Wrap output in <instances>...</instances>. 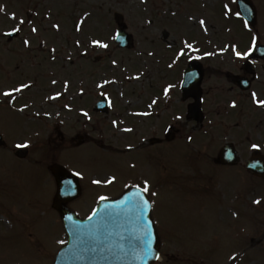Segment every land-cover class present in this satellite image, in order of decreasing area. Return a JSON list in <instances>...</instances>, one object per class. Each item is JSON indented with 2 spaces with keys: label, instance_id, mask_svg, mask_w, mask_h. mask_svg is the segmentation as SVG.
<instances>
[{
  "label": "rangeland",
  "instance_id": "obj_1",
  "mask_svg": "<svg viewBox=\"0 0 264 264\" xmlns=\"http://www.w3.org/2000/svg\"><path fill=\"white\" fill-rule=\"evenodd\" d=\"M251 2L257 12L254 35L257 43L264 45V0ZM156 7L158 10H154ZM1 9L5 13L0 14V30L23 21L19 23L24 33L23 38L6 47L0 40V63L3 54L12 62L7 69L11 73L20 60L14 61L25 58V79L39 71L53 72L56 78L50 80L43 73L37 85H31L27 95L34 98V104L22 113L34 117L37 126L45 124L44 135H32L29 123L0 110V135L6 142L0 148V264H51L54 260L63 231L57 215L49 210L54 184L47 168L58 158L69 172L83 173V179L78 178L82 197L70 206L80 217L90 213L99 195H119L126 185H132L135 176L139 182H151V191L158 193V197H151L157 201L153 220L157 231L163 233L159 249L163 260L156 264H264V185L240 171L244 160L234 171L204 163L207 179L204 177L202 183L196 177H202L197 170H188L191 166L200 169L203 164L192 160L195 148L208 158L224 141L220 129L204 136L195 131L189 145L183 144L185 152L182 141H176L180 145L156 144L159 147L153 151L154 146L147 141L162 139L168 112L164 121H159L163 108L153 116H139L140 111L152 113L151 107L145 106L151 98L163 100L160 93L162 87L167 88L170 74L167 63L175 51L169 46L180 47L183 38L226 41L227 32L218 27L208 31L210 37L204 35L195 18H204L210 27L220 24L217 20L228 24L233 41L241 48L247 47L249 31L233 19L232 0H0ZM170 10L176 13L173 22L168 16ZM114 12L123 15L127 31L133 36L134 46L129 51H119L113 43ZM223 12L228 13L226 22ZM53 24H58L59 30ZM33 27L36 33L31 31ZM164 30L168 33L167 43L162 42ZM25 39L30 42L26 49L20 45ZM92 40L106 43L108 48L93 47ZM97 57L100 60L95 63ZM6 80V85L17 83L13 76ZM53 80L58 85L51 88ZM101 94L110 99L111 114L107 117L87 110ZM57 121L65 141L56 137ZM233 141L239 144L235 137ZM205 142L216 145L206 148ZM19 143L29 144L23 161L13 157ZM128 147L136 150L127 151ZM112 176L116 177L112 184L91 183L94 178ZM160 181L162 189L158 187ZM251 189L254 192H249ZM256 200L261 203H254ZM231 209L236 210L238 218Z\"/></svg>",
  "mask_w": 264,
  "mask_h": 264
},
{
  "label": "flooded vegetation",
  "instance_id": "obj_2",
  "mask_svg": "<svg viewBox=\"0 0 264 264\" xmlns=\"http://www.w3.org/2000/svg\"><path fill=\"white\" fill-rule=\"evenodd\" d=\"M8 32L0 31V40H4L5 47L19 40L8 36L6 38ZM20 45L21 47L24 45L23 40ZM19 47L17 49L21 52ZM24 48L27 47L24 46ZM25 53L26 50L22 54ZM12 54L15 55L13 52ZM16 61L19 62L10 73L7 69L11 68L12 62L1 60L0 75L6 79L13 76L18 81L24 80V75L27 77L28 73L25 71L27 67L25 58L22 60L17 58L14 62L16 63ZM191 63L197 64L202 78L196 86L187 88L184 91L181 89L180 80H182L185 69ZM252 64H255L256 67ZM217 66L225 68L223 70ZM39 72H35V74L38 76L44 73ZM170 76L172 82L169 93L171 103L169 107L172 110H170L167 119L169 125L167 141L173 142L172 144H175V141H182V147L185 150L186 146L183 144L189 145L190 129H193L192 133L200 131L201 136L206 135L208 131H211L213 135V132L220 129L221 139L233 136L236 139L245 138L247 148L241 149L238 145L236 148L240 158L248 157L249 159L252 155H257L264 161V107H257L251 99V94L255 92L258 100H264V58L255 59L248 56L247 59L239 61L234 60L231 56L217 54L216 50L212 48H209L206 52L202 46L198 48L190 47L183 55L175 58L170 66ZM242 80L248 81L246 91H242L240 84ZM233 103L236 107H232ZM92 106L94 107V105ZM223 115L231 119L222 120ZM177 116L181 119H175ZM178 123L181 124L180 128L176 127ZM55 131L58 136V121L55 125ZM213 142L208 146L214 145ZM226 144L224 143L222 146L224 147ZM253 144L259 145V149H253L251 147ZM222 146L218 149L215 148L214 152L210 154L208 159L211 164H220L216 157L223 148ZM196 153L198 159L201 158L200 156L203 159L207 158L205 152L197 150Z\"/></svg>",
  "mask_w": 264,
  "mask_h": 264
},
{
  "label": "snow or ice",
  "instance_id": "obj_3",
  "mask_svg": "<svg viewBox=\"0 0 264 264\" xmlns=\"http://www.w3.org/2000/svg\"><path fill=\"white\" fill-rule=\"evenodd\" d=\"M144 2V0H142ZM234 2H239V0H234ZM225 10H228V5L224 6ZM248 9L246 7L241 8L240 11H237L235 15L237 18H243L247 13ZM20 23H23L21 21ZM83 23V21H81ZM200 25L203 26L205 24V21L201 19L199 21ZM53 28L59 30L58 24H53ZM244 27L248 28L249 23L247 20L244 21ZM77 31H80V25H77L76 28ZM14 31H19V29H14ZM33 33L37 32V29L33 27L31 29ZM118 39V37H115ZM29 40L25 39L23 41V44L25 47H28ZM79 43V42H77ZM91 44L93 47H100L107 49L108 44L102 43L98 40H92ZM257 44V36L252 37V45L248 49L247 52L241 53L240 51H237L235 46L233 47V52L235 53V56L238 60H244L247 59V57L252 53L253 49L256 47ZM190 48L191 45H188ZM55 51V49H53ZM184 53L181 52L179 55H183ZM113 64H115V61H113ZM138 78V77H137ZM53 84L56 83L55 80L52 81ZM103 85H98V87H102ZM29 84H22L20 87L15 88L13 91L16 93L21 92L23 89L29 88ZM65 87H67V82H65ZM165 94L167 95L168 89L166 88ZM4 97L11 98L13 95L12 91H4L3 93ZM54 98V97H50ZM251 99L254 104H256L257 107H264V100H258L257 94L253 92L251 94ZM156 101H153V104H155ZM232 107H236L235 103L232 104ZM23 111V109H20ZM175 119L179 120L181 117L177 116ZM125 131H131V129H125ZM17 148H28V143H19L16 145ZM253 149H259V145L253 144L251 146ZM250 168H258L261 166L260 161H253L248 165ZM73 177L83 179V173L80 171H71L69 175L63 180L62 189H61V195L64 197H74L77 194L78 191V184L74 181ZM116 177H105L104 179H98L94 178L91 180V183L93 185H104V184H112L115 182ZM127 187V185H126ZM132 187H135V191H131L122 201L119 202L117 205H111L107 204L102 210H99L102 214L100 216V220L97 221V223L94 225L92 224V221L96 220V217L98 215V210L96 208H93L91 210V214L87 216V224H81L79 222L73 221L72 215H67L65 217V220L70 222V229L71 234L76 238L77 241H79L80 244L87 246V241L82 239V237L90 236L93 234L98 227L103 226L106 222H109L112 217L115 215V209L123 207L125 205H131L130 208H127L126 211H130L134 213V216L131 218L132 223L131 227L129 229V234L127 236V245L121 244L119 245L120 251L124 252L126 255L128 252L126 251V248L130 250L132 254V259L139 262L143 261L144 264H147L148 261H162L163 256L159 252L158 248H155L154 245L157 242V237L154 231V221L151 218V213L155 206V201L150 199V197H155L158 195L155 191H151V185L148 183V181H143L142 185H133ZM109 198L105 195H99L97 197V203H101L104 201H107ZM254 203L259 204L261 203L260 200L254 201ZM121 240H124L125 237L121 236ZM60 244H65L67 241L61 240L58 241ZM92 251H95V249H90ZM231 259L235 260V257H232Z\"/></svg>",
  "mask_w": 264,
  "mask_h": 264
},
{
  "label": "water",
  "instance_id": "obj_4",
  "mask_svg": "<svg viewBox=\"0 0 264 264\" xmlns=\"http://www.w3.org/2000/svg\"><path fill=\"white\" fill-rule=\"evenodd\" d=\"M246 0H239V3H245ZM117 24H120V17L115 16ZM117 42L120 43V46H127L131 43L130 37L126 36L122 29L120 28L117 32ZM0 140V145H1ZM254 170L255 173H260L264 171L263 167L250 168ZM58 174V175H57ZM58 176V186L60 191H58V210L63 214L64 210L59 207V204L64 200V196L61 195L60 184L61 178L65 176L59 172L55 173ZM122 201V200H120ZM120 201L113 203L111 205H117ZM104 204L102 209L105 207ZM131 205H125L120 208H116L115 215L109 222H106L103 226L98 227V229L91 234L90 236L82 237V239L87 241V246L82 245L76 238L71 234L70 224L67 227V232L69 233V243L66 246V249L62 251V255L59 256L56 264H138L137 261L132 259V254L130 250L126 248L128 254L120 251L119 245H127V236L129 234V229L131 227L132 220L134 216L133 212L126 211L127 208H130ZM102 214V213H101ZM101 214L96 218L95 221H92V224H96L100 220ZM74 222H77L73 220ZM80 223V222H79ZM88 221H85L81 224H87ZM124 236L125 239L121 240L120 237ZM157 237V236H156ZM155 248H158V239ZM95 249L92 251L90 249ZM153 261H148L147 264H152ZM139 264H144L143 261Z\"/></svg>",
  "mask_w": 264,
  "mask_h": 264
}]
</instances>
